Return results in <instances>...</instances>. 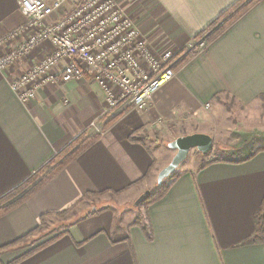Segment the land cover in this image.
Segmentation results:
<instances>
[{
    "label": "crops",
    "instance_id": "0c3cea01",
    "mask_svg": "<svg viewBox=\"0 0 264 264\" xmlns=\"http://www.w3.org/2000/svg\"><path fill=\"white\" fill-rule=\"evenodd\" d=\"M82 1L64 0L63 6L70 9ZM117 1L151 46L179 49L237 0ZM25 20L19 0H0V38ZM5 50L0 48V56ZM49 50L50 45L38 46L0 70V197L79 135L100 137L24 203L0 216V264H264L256 218L264 207V148L243 146L233 152L237 157L214 156L196 168L179 169L166 193L134 223L87 203L104 195L133 202L151 190L175 154L169 141L209 134L193 125H264V0L207 42L205 50L192 53L141 108L121 104L107 111L105 91L88 76L47 84L22 102L10 81ZM207 108L210 113L239 109L241 120L207 124L201 120ZM183 127L187 130L181 133ZM136 130V137L146 136L143 143L129 140ZM86 203L88 208L69 222L55 215ZM46 214L44 227L25 237ZM145 224L151 239L142 229Z\"/></svg>",
    "mask_w": 264,
    "mask_h": 264
},
{
    "label": "built area",
    "instance_id": "2783aa9c",
    "mask_svg": "<svg viewBox=\"0 0 264 264\" xmlns=\"http://www.w3.org/2000/svg\"><path fill=\"white\" fill-rule=\"evenodd\" d=\"M64 0H19L25 22L0 38V70L5 72L36 47L50 45L44 57L9 83L22 101L47 84L92 78L106 93V110L143 107L175 76L177 63L207 46L206 35L188 49L155 48L117 0H83L70 9ZM188 51V52H187ZM91 127L100 132L96 122Z\"/></svg>",
    "mask_w": 264,
    "mask_h": 264
},
{
    "label": "trees",
    "instance_id": "16d2710c",
    "mask_svg": "<svg viewBox=\"0 0 264 264\" xmlns=\"http://www.w3.org/2000/svg\"><path fill=\"white\" fill-rule=\"evenodd\" d=\"M257 0H237L228 10H226L217 21L205 28L201 33L197 34L194 39H198L202 35H206L207 42L213 40L217 35L222 33L231 23L239 18L248 8H250ZM212 29H214L212 31ZM211 31V32H210ZM192 56V52L186 54L176 65L175 71L184 65ZM120 117V113L112 116L103 126L106 129L114 120ZM138 130L132 132L129 140L133 142L143 143L146 136L136 137ZM99 134L87 135L83 133L73 139L61 152L54 155L45 165L37 169L25 182L0 197V216L8 213L20 204L30 198L40 187L46 184L56 173L62 170L70 161L88 148L92 143L98 140ZM217 160V159H214ZM178 171L173 172L170 176L163 180L160 186L151 191L150 196L145 200V208L152 202L160 199L168 190L169 186L178 178ZM64 213V212H63ZM59 215L60 213H55ZM48 214L42 215L39 225L25 237L40 231L45 225V218ZM258 232L260 238H264V207L256 215ZM148 239H151V232L148 225L142 227Z\"/></svg>",
    "mask_w": 264,
    "mask_h": 264
},
{
    "label": "rangeland",
    "instance_id": "374dc122",
    "mask_svg": "<svg viewBox=\"0 0 264 264\" xmlns=\"http://www.w3.org/2000/svg\"><path fill=\"white\" fill-rule=\"evenodd\" d=\"M188 46V45H187ZM182 47L179 49H174L175 51L188 49V47ZM205 50V49H203ZM203 50L195 51L194 54ZM188 52V51H187ZM190 53V52H188ZM187 53V54H188ZM174 78V77H173ZM206 106L208 104L206 103ZM239 109H234L229 113H210L209 108H207L206 118L201 119L202 121H207V124H212L213 122H220V121H232L237 122L241 120V114L239 113ZM261 120L264 121V109H261L260 114ZM193 125V124H192ZM194 128H198L201 130H207V132L213 138V149L208 154H202L201 152L197 151L196 149H191L187 158L180 164L176 171L179 169L188 167V168H196L197 166L203 164L206 160H213L214 156L222 157V155H227L229 157L238 156V152L233 153L236 149L240 147H247L249 149H253L254 147H261L264 148V125H193ZM187 129L183 127L181 129V133L185 132ZM186 134V133H184ZM170 142V141H169ZM227 149V150H226ZM226 150V152H225ZM232 153V154H230ZM240 155L243 156V150H240ZM158 185L156 184L150 191L156 189ZM109 195L98 196L89 203L90 206L95 208L105 209H112L115 213L116 219H127L128 221H132L134 223L139 217L142 215L144 216L145 211V201L141 202L139 205L135 206L134 202H130L129 200H124L123 197L115 196L113 198H109ZM87 203L84 204L81 208H73L66 211V214L63 215L60 213L56 215L57 217H65L66 221H70L71 219L75 218L78 214L83 213V209L86 207L88 208ZM84 207V208H83ZM83 208V209H82Z\"/></svg>",
    "mask_w": 264,
    "mask_h": 264
},
{
    "label": "water",
    "instance_id": "95a60500",
    "mask_svg": "<svg viewBox=\"0 0 264 264\" xmlns=\"http://www.w3.org/2000/svg\"><path fill=\"white\" fill-rule=\"evenodd\" d=\"M168 146L175 150V154L170 162L157 173L156 183L158 186L162 184L164 179L177 170L180 164L187 158L191 149H196L205 155L210 153L213 149V138L207 133L195 132L176 137L168 143ZM150 194V190H145L135 200L134 205L137 206L145 201Z\"/></svg>",
    "mask_w": 264,
    "mask_h": 264
}]
</instances>
